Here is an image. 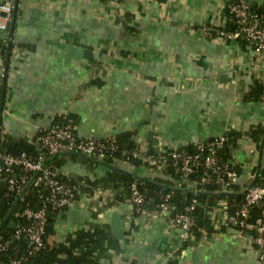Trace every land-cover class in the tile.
I'll list each match as a JSON object with an SVG mask.
<instances>
[{
	"label": "crops",
	"instance_id": "obj_1",
	"mask_svg": "<svg viewBox=\"0 0 264 264\" xmlns=\"http://www.w3.org/2000/svg\"><path fill=\"white\" fill-rule=\"evenodd\" d=\"M224 6V0H19L10 51L8 32H0V140L33 143L64 113L74 117L77 139L114 140L155 157L225 134L245 185L264 166V101L249 97L264 84V52L254 56L241 42L201 35L202 26L225 25ZM79 46L90 60L69 56ZM252 129L263 134L253 137ZM57 156L51 159L59 160L58 172L74 178L97 181L110 170L77 155ZM111 164L136 178L158 175L122 159ZM95 190L92 202L81 198L57 213L47 236L52 248L105 227L111 243L92 255L93 264H256L252 247L232 230L180 250L167 216H135L128 201L114 200L121 189ZM63 260L57 252L38 264Z\"/></svg>",
	"mask_w": 264,
	"mask_h": 264
},
{
	"label": "built area",
	"instance_id": "obj_2",
	"mask_svg": "<svg viewBox=\"0 0 264 264\" xmlns=\"http://www.w3.org/2000/svg\"><path fill=\"white\" fill-rule=\"evenodd\" d=\"M15 8V0H5L0 4V30L7 31L12 21V11ZM235 24V30L231 32L217 31L205 26L200 27V33L204 38H210L214 32L213 39L226 41H243L254 56L264 52V12L260 15L250 12L244 1L229 6ZM264 101V84H262V96ZM67 113L60 114V120L53 123L49 129L42 130L35 138V146L45 150L48 156L55 157L65 152L80 153L103 162L112 156L117 146L112 140H98L93 138L77 139L75 136L76 124L68 118ZM226 141V135L222 134L202 143L197 144V150L191 153H181L173 150L170 153L180 173L181 184L190 181L191 175L198 178L191 182L193 189L202 187L209 179L210 174L214 176V182L220 187V192L240 195V201L231 203L220 201L213 210L211 217L214 219V229L226 227L232 230L243 240L249 243L254 252L256 264H264V166L261 176H258L255 184L249 185L255 180L257 174H252L245 185H239L237 163L230 156L226 162H221L218 156L219 150ZM168 155V154H167ZM166 155V156H167ZM165 157L150 156L146 153L134 152L132 157L140 159L156 172H159ZM42 156L33 158L25 154L9 155L0 153V182L6 185V195L20 194L30 183V188H41L39 199L42 206L38 209L25 208L19 212L24 220L23 224L16 227L13 238H25L31 248V252H38L44 246L45 225L49 212L59 213L81 201L92 202L98 196V190L90 193L80 191L79 186L59 181L56 173L44 164ZM108 169L107 166L99 165ZM197 191V190H195ZM232 195L227 197H231ZM172 195L166 193L160 198V202L150 208L146 202L145 195L136 183L130 185V197L128 203L135 216H145L149 220L168 217L169 224L177 231L178 239L182 245L186 242L196 244L205 242L208 232L204 228H198L200 238L195 242L193 228L195 227L192 214L198 205L195 199L186 204L181 211H173L170 201ZM217 233V232H216ZM8 242L0 239V258L7 249ZM193 247V245L188 248ZM9 264H19L14 259Z\"/></svg>",
	"mask_w": 264,
	"mask_h": 264
},
{
	"label": "trees",
	"instance_id": "obj_3",
	"mask_svg": "<svg viewBox=\"0 0 264 264\" xmlns=\"http://www.w3.org/2000/svg\"><path fill=\"white\" fill-rule=\"evenodd\" d=\"M224 1V13L226 17L225 25L221 27H205L217 31L226 32L235 30V24L233 22L232 15L229 12V6L244 0ZM244 2L248 6L251 13L260 15L264 12V3L252 4L246 1ZM18 4L19 0H15V8L12 11V21L10 26H12V24L14 25L15 23V14L18 11ZM262 24L264 26V20ZM11 31L12 27H9V29L7 30L8 36L5 40V48H7L8 51H10L14 46ZM214 35L215 34L213 32L211 37L207 39H213ZM238 42L246 45L243 41L238 40ZM261 96L262 85L257 84L254 86L249 97H251L252 99H260ZM68 118L72 119L76 124L74 117H72L70 114L68 115ZM58 120H60V117L59 115H56L53 123L58 122ZM250 133L251 136L257 137L261 136L263 134V131L252 129ZM39 134L40 132L37 133L36 137ZM35 138L33 143L1 139L0 153L13 156L25 154L33 158L42 156L45 159L44 164L46 165V167L56 173V178L59 181L69 183L71 185H77L79 186L80 191L84 193H90L98 187L109 189L111 191L121 189L122 196H114V200H120L122 202L128 201L130 197V185L132 183H136L139 189L143 192L146 202L150 208L157 205L160 202L161 196L166 193H170L172 195L170 204L174 208L173 211H181V209L186 204H188L192 199H195L198 203L195 212L192 214L195 223V227L193 228V236L195 242H197L200 238L198 228L206 229L208 235L215 231H225L227 229L226 227H222L221 229L214 230L213 227L214 219L211 217V214L220 201H225L226 203L227 201L231 203L233 200H235V203H238L240 201V195H232L231 197H227V195L221 194L222 192H220V187L215 184L214 176L212 174H210L209 179L202 187L193 189V185L191 184L192 181L198 178V175L200 174L199 173L197 175H191L190 181L188 183L181 184V188H177L180 180V173L178 171V167L174 163V160L170 156L171 152L168 153L166 158H164L161 169L159 170L157 176L151 178L145 177L143 180H141L132 175L119 173L114 170V168H111V163L115 162L116 160L122 159L127 162L135 163V166L144 165L147 167L148 164L144 163L141 158L135 159L132 157V153L136 152L135 148H132L131 150H124L114 140L113 142L117 146V150L112 154L110 158L103 160L104 166H107L110 170L106 172V175L102 177V179L97 181H89L87 179L74 178L69 175H63L58 172V169L60 167L59 160L54 159L47 163L48 160L52 157L48 156L45 150H42L41 152L38 150V148L34 144ZM230 141L231 140H228L226 136V141L223 147L218 152V156L221 162H226L227 158L230 157V148L232 147V142ZM176 150L181 153H191L197 150V145L183 147ZM149 153L150 154L148 155L153 157L155 156V154L152 153V150H149ZM153 171H156L155 168L153 169ZM158 185H161L162 187H159ZM6 188V185L0 182V239L3 242H8L5 253L1 255L0 264H9V262L14 259L18 260L19 264H38L40 260L50 259V257L57 252L58 254L62 253L65 255V260L62 261L63 264H93L94 261L92 259V255L96 251H100L106 244L111 243L110 234L107 231V228L103 227L98 228L92 232L79 233L74 240H72L66 247H62L60 250L52 248L47 242V236L50 225L57 213L49 212L47 214V222L45 225L44 246L38 252H31L29 242L23 237H19L18 239L13 238V233L18 225L24 223V220L18 215L21 210L25 208L38 209L42 206V201L39 199L38 195L39 191L42 189L40 187L35 189H26L23 196L19 199L18 208L15 209L13 214L6 219V216L8 215V212L11 209L13 203L20 197V194H11L9 197H7ZM185 189L190 190V192L184 191ZM202 192L205 193L203 194ZM100 230L103 231V234L99 233ZM194 244L195 243L193 242H186L182 245V249H186ZM168 262V264H176L175 260L169 259ZM42 264H50V262Z\"/></svg>",
	"mask_w": 264,
	"mask_h": 264
},
{
	"label": "water",
	"instance_id": "obj_4",
	"mask_svg": "<svg viewBox=\"0 0 264 264\" xmlns=\"http://www.w3.org/2000/svg\"><path fill=\"white\" fill-rule=\"evenodd\" d=\"M0 32H3L2 30H0ZM69 56L73 57V58H81L82 60L84 61H88L91 59V52L88 50V48L86 46H79V47H71L69 48ZM1 131V130H0ZM38 148V147H37ZM38 150L41 152L42 150L38 148ZM70 155H77V156H80V157H83V158H86L88 159L89 161L93 162L94 164H97V165H102L104 166L103 162L97 160L96 158H93V157H90V156H87V155H83V154H80V153H73V152H65V153H62V154H59L57 157H66V156H70ZM52 159H49L47 163H49ZM261 172H258V174L255 176V180L249 185V188L252 187L254 184H255V181L257 179L258 176H261ZM137 179H141V178H137ZM143 180V179H141ZM155 184V183H153ZM159 187H162L161 185H158ZM30 188V183L27 184V186L21 191L20 193V197L13 203L11 209L9 210L8 212V215L6 216V219L13 214L14 210L18 208V202H19V199L23 196L24 192L26 189ZM184 191L186 192H190V190L188 189H185ZM201 193V192H200ZM203 194L205 192H202ZM221 194H225V195H232V194H227L226 192H222ZM213 195V194H211ZM118 217L116 214L113 215V224H112V229H113V233L116 235L118 232H117V227H118Z\"/></svg>",
	"mask_w": 264,
	"mask_h": 264
}]
</instances>
